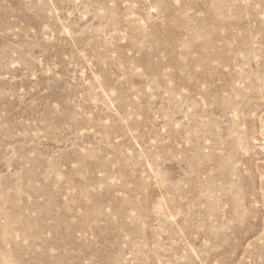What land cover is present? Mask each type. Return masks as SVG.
I'll return each instance as SVG.
<instances>
[{"label": "rangeland", "instance_id": "1", "mask_svg": "<svg viewBox=\"0 0 264 264\" xmlns=\"http://www.w3.org/2000/svg\"><path fill=\"white\" fill-rule=\"evenodd\" d=\"M0 264H264V0H0Z\"/></svg>", "mask_w": 264, "mask_h": 264}]
</instances>
